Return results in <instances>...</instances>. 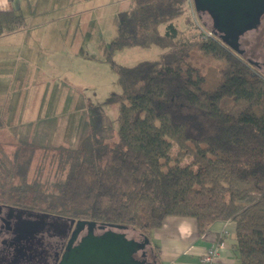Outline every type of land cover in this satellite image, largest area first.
I'll use <instances>...</instances> for the list:
<instances>
[{"label": "trees", "instance_id": "16d2710c", "mask_svg": "<svg viewBox=\"0 0 264 264\" xmlns=\"http://www.w3.org/2000/svg\"><path fill=\"white\" fill-rule=\"evenodd\" d=\"M192 3L128 1L108 55L120 85L107 100L119 104L117 140L91 130L77 148L61 149L67 171L51 184L28 181L35 148L21 142L10 166L0 159V201L125 226L150 244L168 216L195 218L200 234L231 221L240 264H264V74L207 29V14L199 31ZM180 18L199 32L180 36ZM25 29L22 14L0 12V38ZM134 46L165 53L134 66L112 60ZM195 52L222 61L214 89L192 64Z\"/></svg>", "mask_w": 264, "mask_h": 264}, {"label": "rangeland", "instance_id": "374dc122", "mask_svg": "<svg viewBox=\"0 0 264 264\" xmlns=\"http://www.w3.org/2000/svg\"><path fill=\"white\" fill-rule=\"evenodd\" d=\"M110 9L104 8V12L93 14L95 22L87 31L78 30L85 36L69 37L58 44L45 40L38 42L41 55L33 64L31 73L29 69V77L24 75L22 79L26 88L22 87L17 95L12 92L4 94L6 104L18 96L23 109L18 118L9 120V123L17 122L16 125H4V130L0 131V159L10 166L21 142L33 146L35 152L29 182L39 179L51 184L65 175L67 169L59 166L57 155L64 154L61 149L77 148L91 130L107 143L117 140L119 104L107 103L112 93L120 92L115 65L108 59L109 46L118 36L117 15ZM190 14L196 20L195 26L200 27L199 14L194 6H191ZM51 15L43 14L40 19L48 21ZM203 20L211 30V19L204 16ZM175 23L180 36L193 35L202 29L197 27L198 31L195 26H186L184 18ZM42 26L37 30L38 34L47 31V25ZM66 32L75 33V30ZM252 34H247L251 41L255 39ZM164 53L157 46H134L115 51L112 60L119 65L134 66L144 60L161 59ZM191 62L205 75L206 88L211 90L219 85L222 61L195 52ZM30 107L32 112L28 111ZM173 153H176L175 148ZM125 232L128 237L144 239L132 229Z\"/></svg>", "mask_w": 264, "mask_h": 264}, {"label": "crops", "instance_id": "0c3cea01", "mask_svg": "<svg viewBox=\"0 0 264 264\" xmlns=\"http://www.w3.org/2000/svg\"><path fill=\"white\" fill-rule=\"evenodd\" d=\"M128 1L0 0V12L22 14L26 20L25 30L0 38V120H5L3 126L16 125L17 122L9 123V120L18 118L23 109L18 96H14L6 104L4 94L12 92L17 95L22 87L26 88L22 79L24 75L29 77L33 64L41 55L38 42L45 40L47 43L58 44L69 37L75 39L80 34L85 36L84 32L95 22L93 14L104 12V8H111L118 15L124 11ZM43 14L52 15L45 21L40 19ZM45 24L47 31L38 34L37 30ZM81 29L84 32L80 33ZM67 30H75V33H67ZM25 67H28L27 70ZM9 88L10 91H7ZM31 110L30 107L28 111ZM235 230L234 222L216 221L206 232L200 234L195 218L168 216L162 226L152 232L151 244L157 248L160 264H200V258L214 245L218 249L215 264H240Z\"/></svg>", "mask_w": 264, "mask_h": 264}, {"label": "flooded vegetation", "instance_id": "af4514ba", "mask_svg": "<svg viewBox=\"0 0 264 264\" xmlns=\"http://www.w3.org/2000/svg\"><path fill=\"white\" fill-rule=\"evenodd\" d=\"M247 34L255 39L251 41ZM239 49L243 59L264 74V13L256 27L241 37ZM78 221L0 201V264H59L67 248L77 246L90 233L88 223L75 230ZM100 225L96 222L92 228L94 236L122 231ZM134 258L142 264H160L151 244L137 250Z\"/></svg>", "mask_w": 264, "mask_h": 264}, {"label": "water", "instance_id": "95a60500", "mask_svg": "<svg viewBox=\"0 0 264 264\" xmlns=\"http://www.w3.org/2000/svg\"><path fill=\"white\" fill-rule=\"evenodd\" d=\"M193 5L198 14L209 16L214 33L238 54L241 37L256 27L264 13V0H193ZM85 223L89 224L90 233L77 246H69L59 264H142L134 254L150 244L147 237L143 242L130 239L122 232L127 228L121 225L112 226L122 231L109 230L94 236L92 228L96 222L86 220H79L75 230Z\"/></svg>", "mask_w": 264, "mask_h": 264}, {"label": "built area", "instance_id": "2783aa9c", "mask_svg": "<svg viewBox=\"0 0 264 264\" xmlns=\"http://www.w3.org/2000/svg\"><path fill=\"white\" fill-rule=\"evenodd\" d=\"M206 35H212L211 31H207ZM218 258L217 246H212L208 251L200 258V264H215Z\"/></svg>", "mask_w": 264, "mask_h": 264}]
</instances>
